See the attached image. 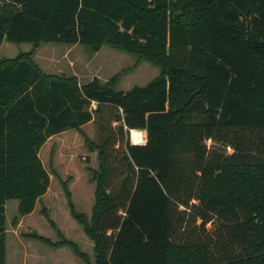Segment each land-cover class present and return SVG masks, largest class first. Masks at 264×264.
<instances>
[{
    "label": "trees",
    "instance_id": "trees-1",
    "mask_svg": "<svg viewBox=\"0 0 264 264\" xmlns=\"http://www.w3.org/2000/svg\"><path fill=\"white\" fill-rule=\"evenodd\" d=\"M3 41L32 49L0 57V264L5 202L13 224L31 213L50 184L40 147L90 121V216L65 190L94 264H264V0H0ZM43 43L106 45L160 71L127 90L81 83L34 62Z\"/></svg>",
    "mask_w": 264,
    "mask_h": 264
},
{
    "label": "rangeland",
    "instance_id": "rangeland-1",
    "mask_svg": "<svg viewBox=\"0 0 264 264\" xmlns=\"http://www.w3.org/2000/svg\"><path fill=\"white\" fill-rule=\"evenodd\" d=\"M31 49L27 42L3 41L0 57H14ZM31 57L43 71L76 75L81 83L94 76L100 82L115 78L119 90L144 85L160 71L146 60L137 61L136 57L106 45L93 53L79 44L43 43ZM86 138H94L92 121L81 126V130L55 134L40 147L38 155L49 173L50 184L31 213L18 217L13 224L18 201L5 202L6 264H94L93 242L70 216L65 190L76 210L90 216L95 189L91 170L98 169L99 159L97 150H89ZM33 233L47 238L48 243L33 238ZM62 238L75 244L86 258L69 245H52Z\"/></svg>",
    "mask_w": 264,
    "mask_h": 264
},
{
    "label": "built area",
    "instance_id": "built-area-1",
    "mask_svg": "<svg viewBox=\"0 0 264 264\" xmlns=\"http://www.w3.org/2000/svg\"><path fill=\"white\" fill-rule=\"evenodd\" d=\"M129 139L131 144H144L146 141L145 131L140 129H131L129 131Z\"/></svg>",
    "mask_w": 264,
    "mask_h": 264
},
{
    "label": "crops",
    "instance_id": "crops-1",
    "mask_svg": "<svg viewBox=\"0 0 264 264\" xmlns=\"http://www.w3.org/2000/svg\"><path fill=\"white\" fill-rule=\"evenodd\" d=\"M1 46V45H0ZM47 141V140H46ZM39 153V152H38Z\"/></svg>",
    "mask_w": 264,
    "mask_h": 264
}]
</instances>
